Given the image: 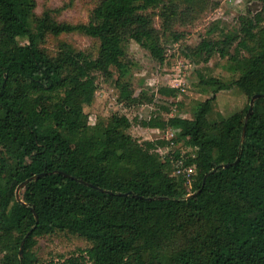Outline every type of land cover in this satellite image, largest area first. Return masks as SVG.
Segmentation results:
<instances>
[{"label": "trees", "instance_id": "1", "mask_svg": "<svg viewBox=\"0 0 264 264\" xmlns=\"http://www.w3.org/2000/svg\"><path fill=\"white\" fill-rule=\"evenodd\" d=\"M259 3L252 20L240 17L232 29L217 21L211 30L217 37L202 40L205 56L197 62L225 59L229 77L208 67L197 71L212 97L195 103L192 118L158 113L139 120L143 128L171 130V139L141 142L129 132L134 122L115 113L97 123L91 150L77 161L89 136L85 108L94 102L98 74L114 80L126 106L153 102L145 91L135 95L125 39L163 64L166 44L187 36L176 27L218 4L102 0L87 23L75 24L62 18L72 3L0 0V264H264V0ZM71 34L96 48L45 45L48 36ZM234 88L247 105L214 120L216 95ZM179 92L158 91L173 99ZM255 95L261 97L246 123ZM164 148L170 149L161 156ZM189 168L190 178L182 172ZM37 175L19 202L18 186ZM58 235L86 247L40 256L41 239Z\"/></svg>", "mask_w": 264, "mask_h": 264}, {"label": "rangeland", "instance_id": "2", "mask_svg": "<svg viewBox=\"0 0 264 264\" xmlns=\"http://www.w3.org/2000/svg\"><path fill=\"white\" fill-rule=\"evenodd\" d=\"M40 5L48 6H72L63 14V19L77 23H87L89 14L95 6L102 0H38ZM217 3L218 6L210 8L201 15V17L186 27H176L179 31H184L187 36L176 44H166V60L163 64L154 60L149 51L140 47L134 42L125 39L124 50L129 61L133 63L131 68V83L135 95H140L143 91L147 96L154 95L153 102L143 105L126 106L119 102V91L115 87L114 80H108L103 74H98V90L94 102L91 106L85 108L89 116L90 126L88 131V140L86 144L80 146L75 152V158L80 161L89 148L90 138L95 136V128L99 122H107L115 114H125L132 120L133 126L130 134L139 141L171 139V130H157L143 128L139 120L149 119L152 115L160 113L165 118L172 115H180L185 118H192V110L196 102L205 101L212 97L209 90L205 93L199 85L197 71L205 74V68L212 70V74L219 78H228L226 71L227 61L215 57L208 64L197 62L201 60L205 53L201 48V42L204 38H216L218 33L212 32L214 23L220 21V26H227L228 29L236 28L240 24V17L253 19V14L262 9V5L254 0H210ZM41 8V7H39ZM251 12V14L249 13ZM156 27L161 28V20L155 17ZM210 34V35H208ZM166 40V39H164ZM66 42L76 49L92 50L96 48V43L82 35L71 34L63 35L59 38L48 36L46 47L54 50L58 42ZM116 78V76L114 77ZM163 87L179 88L180 92L176 99L166 98L159 95L158 91ZM212 118L219 120L228 118L236 112L242 110L247 105V98L242 92L234 88L230 91H222L217 95ZM165 106L170 112L163 110ZM138 119V120H136ZM102 140V139H101ZM94 146H92L93 148ZM181 149L186 152L182 144ZM89 148V149H88ZM170 148L159 150L161 156L166 155ZM39 255L42 257L52 255L69 256L78 249H84L86 243L83 240H69L64 235L48 237L40 241ZM1 258V254H0Z\"/></svg>", "mask_w": 264, "mask_h": 264}, {"label": "water", "instance_id": "3", "mask_svg": "<svg viewBox=\"0 0 264 264\" xmlns=\"http://www.w3.org/2000/svg\"><path fill=\"white\" fill-rule=\"evenodd\" d=\"M260 97H261V95H255L254 97H252V99H251V101H250V107H249L248 113H247V115H246V123H247V121H248V119H249V116H250L252 110H253V107H254V103H255V101H256L258 98H260ZM245 129H246V127H245ZM245 129L243 130L242 140H244V137H245ZM224 167H227V165L224 166ZM39 176H40V175L34 176V177H32V178L26 180L25 182L21 183V184L18 186V188H17V190H16V197H17V200H18L19 202L22 203V200H21V197H20V191H21V189H22L26 184H28L31 180L36 179V178H38ZM36 219H38V218H37V215H36ZM23 246H24V242L22 243V245H21V249H20V257H21V258H22V256H23Z\"/></svg>", "mask_w": 264, "mask_h": 264}, {"label": "built area", "instance_id": "4", "mask_svg": "<svg viewBox=\"0 0 264 264\" xmlns=\"http://www.w3.org/2000/svg\"><path fill=\"white\" fill-rule=\"evenodd\" d=\"M254 1H255V2H258L259 0H254ZM172 137H173V133H172ZM172 137H171V138H172ZM180 172H181V170L178 171V173H180ZM182 172H183V173H187V177L190 178V176L193 175L194 170H193L192 168H189V169H183Z\"/></svg>", "mask_w": 264, "mask_h": 264}]
</instances>
